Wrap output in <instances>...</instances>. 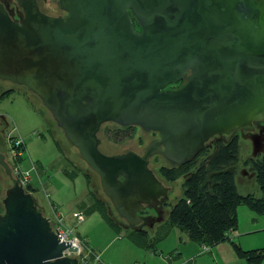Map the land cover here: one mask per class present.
Masks as SVG:
<instances>
[{"label": "water", "instance_id": "1", "mask_svg": "<svg viewBox=\"0 0 264 264\" xmlns=\"http://www.w3.org/2000/svg\"><path fill=\"white\" fill-rule=\"evenodd\" d=\"M15 1L23 10L15 21L0 3V81L38 98L127 228L151 227L180 193L154 167L264 132V0H57L63 17L40 13L36 0ZM106 123L159 141L141 154L104 155ZM2 140L0 264H78L63 255L76 247L58 239L12 175ZM146 210L157 216H141Z\"/></svg>", "mask_w": 264, "mask_h": 264}, {"label": "rangeland", "instance_id": "2", "mask_svg": "<svg viewBox=\"0 0 264 264\" xmlns=\"http://www.w3.org/2000/svg\"><path fill=\"white\" fill-rule=\"evenodd\" d=\"M9 90L10 94L0 100V118L5 123V127L0 130L3 136L4 154L7 156L5 135L7 131L15 127L18 135L24 141L26 156L37 166L39 181L44 185L50 201L55 202V205L56 202L59 204L60 211L71 213L78 210V204L81 201L89 200L85 174L90 179V188L95 196L106 201L100 190L98 177L80 159L76 149L65 139L38 98L22 87L14 86L7 81H0V94ZM261 127L264 129V124ZM238 135L240 160L235 177L237 191L240 195L252 194L259 198L261 192L255 182L254 174L250 166L244 164V161L257 158L263 153L264 133H259V136L246 134L243 137L240 133ZM98 138L101 141L99 151L107 156L129 150L141 154L143 149L153 140V137L141 130H135L134 133L130 128L124 129L120 126H103ZM159 166L165 165L159 164ZM157 168L154 167L153 170ZM73 174L76 175L73 176ZM184 178H180L174 185V187L179 186V195L166 199L167 206H161V219L152 222L151 227L149 224L143 225V228L150 234H153L158 222L166 220L169 207L181 197V184ZM34 183L40 188L36 178ZM2 188L0 182L1 191ZM33 198L36 206L38 208L43 207L44 212H46L41 188L39 192L33 195ZM110 211L113 218L120 221L112 208ZM146 211V216H157L156 211ZM249 215L251 214L245 206L237 208L239 224L237 231L232 233L233 242L244 251L263 249L264 230L254 231L255 233L244 232L249 228L256 229L257 222H250ZM83 217L85 221L81 224L70 223L69 217L64 219V223L72 234L79 235L88 241L89 248L99 256L98 264H246L245 260H238L237 262L231 258L233 257V249L229 241H225L226 243L221 246L226 249L221 254L222 258L213 260L209 253L199 254L200 246L192 243L184 232L174 227L167 237L157 244V253L147 252L136 247L125 236V232L116 234L98 213L83 214ZM261 220L264 221V218ZM168 256H171L173 260L168 261L166 259ZM260 264H264V259Z\"/></svg>", "mask_w": 264, "mask_h": 264}, {"label": "trees", "instance_id": "3", "mask_svg": "<svg viewBox=\"0 0 264 264\" xmlns=\"http://www.w3.org/2000/svg\"><path fill=\"white\" fill-rule=\"evenodd\" d=\"M9 94L10 90L1 93L0 100ZM258 132L261 133L260 129H256L254 134ZM239 150V135L236 134L223 140L213 141L209 147L183 165L167 164L154 170L157 177L166 185L174 184L182 177L185 178L181 184V197L169 207L166 220L157 223L153 234L143 226L139 229H129L119 217L120 221L113 218L109 201L106 197L105 201L95 196L90 188L87 174L85 179L89 200L82 202L78 208L82 215L98 213L116 234L125 232V236L136 247L146 251L157 253V244L176 227L184 232L192 243L200 247L206 246L210 249L229 241L238 258L248 264H260L264 259V248L244 251L238 244L230 241L228 236L229 233L237 230L238 207L245 206L258 215L264 214V150L259 157L244 161L254 174L255 182L261 192L259 198L252 194L240 195L237 191L235 177L240 160ZM65 174L69 176L66 172ZM35 191L37 189H34ZM162 206H167V203L164 202ZM2 212L0 189V214ZM146 214V211L140 213L141 216ZM79 238L82 240L81 237ZM92 261V257H89L88 264Z\"/></svg>", "mask_w": 264, "mask_h": 264}, {"label": "built area", "instance_id": "4", "mask_svg": "<svg viewBox=\"0 0 264 264\" xmlns=\"http://www.w3.org/2000/svg\"><path fill=\"white\" fill-rule=\"evenodd\" d=\"M5 145L7 149L6 159L7 162L10 163L12 175L15 176L24 191L29 193L32 197L35 193L39 192L41 188L46 204V212H44L45 210L43 207H39L42 215L48 220L52 231L57 235L60 241L69 242L77 249V252L75 253L66 251L63 255L67 257L75 256L78 259V264H88L89 257H92L94 264H98V256L78 236L72 234V232L65 226L62 212L57 205L50 201L48 194H46L45 187L38 178L37 166L34 162L29 160L28 156H26L24 141L18 135L15 127H12L7 131L5 135ZM35 178L38 180L40 188L35 185ZM34 189H37V191L34 192ZM81 215V213L80 215H77V218L81 219ZM208 250V247L201 246L199 254L206 253ZM91 264H93V261Z\"/></svg>", "mask_w": 264, "mask_h": 264}, {"label": "flooded vegetation", "instance_id": "5", "mask_svg": "<svg viewBox=\"0 0 264 264\" xmlns=\"http://www.w3.org/2000/svg\"><path fill=\"white\" fill-rule=\"evenodd\" d=\"M0 3L3 5L4 9L8 13V15L10 16L11 20L15 21V20L22 19L23 10H22V8H20L17 5L15 0H0ZM36 5H37V8H38L39 12L44 14V15H46V16H49V17L62 16L63 17V16L66 15V13H64L63 11H61L58 8L57 0H55V1L54 0H36ZM130 17L133 20V24H134L135 29L137 31H140V28L138 27L137 22L134 20V18L132 17L131 14H130ZM186 79H187V74L184 76V78L182 79L181 82L176 83V84H172V85L168 86L167 88L168 89H177V88L181 87L185 83ZM3 126H4L3 120L0 119V128L3 127ZM103 126H114V127H116L118 125L113 124V123H106V124L102 125V127ZM121 128H124V129L130 128L132 130V132H134V133H135V130H141L139 127H136V126H126V127H121ZM141 131L144 132V133H147L151 137H153V140L148 145H150L151 143L159 141V136L157 134L152 133V132H146V131H143V130H141ZM154 157H159V156H153V157H151V159L154 158ZM5 159H6V157H5ZM151 159H150V161H151ZM6 161H7V159H6ZM143 217H146V215H143Z\"/></svg>", "mask_w": 264, "mask_h": 264}, {"label": "crops", "instance_id": "6", "mask_svg": "<svg viewBox=\"0 0 264 264\" xmlns=\"http://www.w3.org/2000/svg\"><path fill=\"white\" fill-rule=\"evenodd\" d=\"M5 92V91H4ZM3 93V92H2ZM255 140V139H254ZM257 198V197H256ZM82 202H85V201H81L79 204H78V207H79V205L82 203ZM53 203H55V202H53ZM56 205L57 206H59V204L56 202ZM60 209V208H59ZM249 210V209H248ZM62 212V214H64L63 216H64V219H66L67 217H69V220H70V223H79V224H81V223H84V221H85V219H84V217H83V215H81V219H78L77 218V215H80V210H79V208H78V210H74L73 212H63V211H61ZM249 212H250V214L251 215H249L250 216V222L252 221L253 223L254 222H257V225L255 226L256 227V229L255 228H249V229H255V230H249V229H247V230H245L244 232H247V233H255L254 231H258V230H264V221H262L261 220V218H264V214H262V215H258V214H256V213H254V212H252V211H250L249 210ZM249 214V213H248ZM237 219H238V217H237ZM261 222V224H259ZM76 223V224H77ZM75 224V225H76ZM238 224H239V222H238ZM251 226H252V224H250ZM257 227H261V228H257ZM237 229H238V227H237ZM237 231V230H236ZM233 233V232H232ZM232 233H229V238H230V241H232L233 242V234ZM79 236V235H78ZM189 240V239H188ZM82 241L89 247V244H88V241L85 239V238H82ZM184 241V240H183ZM226 242H223V243H220V244H218V245H216V246H214V247H212V248H210L209 250H208V252H206V253H209L210 254V256L212 257V259L213 260H215V259H221L222 258V253L223 252H225V247H221V246H223L224 244H225ZM235 243V242H234ZM227 246V245H226ZM228 247V246H227ZM229 248V247H228ZM232 248V247H231ZM241 248V247H240ZM242 249V248H241ZM93 251V250H92ZM103 251V250H102ZM157 251H158V248H157ZM249 251V250H248ZM94 252V251H93ZM147 252H151V251H147ZM95 253V252H94ZM199 253V252H198ZM96 254V253H95ZM203 254H205V253H203ZM97 255V254H96ZM98 256V255H97ZM233 257H231V258H234L233 260H237V262H238V260H243V259H240V258H238L236 255H235V253H234V251H233V255H232ZM98 258H99V256H98ZM101 258V257H100ZM168 261H172L173 259H172V257L171 256H168L167 258H166ZM246 264H248L247 262H246Z\"/></svg>", "mask_w": 264, "mask_h": 264}]
</instances>
